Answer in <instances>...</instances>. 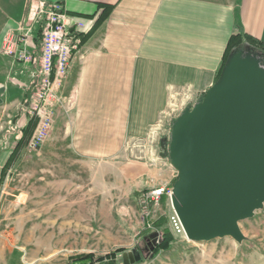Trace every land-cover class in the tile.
I'll return each mask as SVG.
<instances>
[{
    "label": "crops",
    "instance_id": "0c3cea01",
    "mask_svg": "<svg viewBox=\"0 0 264 264\" xmlns=\"http://www.w3.org/2000/svg\"><path fill=\"white\" fill-rule=\"evenodd\" d=\"M39 1L61 2L72 26L85 34L102 5H113L72 56L60 94L75 103L56 108L49 135L63 125L71 150L88 162L116 158L128 140L144 137L172 95H185L187 104L190 93L199 98L218 86L229 69L250 60V53L260 56L244 44L223 67L232 34L247 33L264 42V0H0V114L12 115L10 131L18 132L0 134V178L29 119V104L22 99L28 95L31 101L40 78L38 25L30 33L33 62L20 61L3 47L19 37L30 7Z\"/></svg>",
    "mask_w": 264,
    "mask_h": 264
},
{
    "label": "rangeland",
    "instance_id": "374dc122",
    "mask_svg": "<svg viewBox=\"0 0 264 264\" xmlns=\"http://www.w3.org/2000/svg\"><path fill=\"white\" fill-rule=\"evenodd\" d=\"M252 52L261 54L250 53L251 64H239L237 74L242 81L250 75L264 81V53L253 47ZM207 94L190 93L187 104L185 95H172L144 137L128 140L123 153L103 162L75 155L60 124L37 150L27 142L0 184V249L5 250L0 264H70L74 256L117 249H124L118 264L138 254L141 260L131 264H264V201L236 221L237 234L195 241L176 231L172 196L150 199L154 189L164 187L173 195L181 183L176 132ZM241 98L237 92L234 103L245 106ZM13 120L0 114V134H12ZM162 217L167 221L156 231L153 223ZM165 229L174 236L172 248L153 257Z\"/></svg>",
    "mask_w": 264,
    "mask_h": 264
},
{
    "label": "water",
    "instance_id": "95a60500",
    "mask_svg": "<svg viewBox=\"0 0 264 264\" xmlns=\"http://www.w3.org/2000/svg\"><path fill=\"white\" fill-rule=\"evenodd\" d=\"M239 67L229 69L194 108L204 103L208 110L180 138L176 132L183 179L171 198L190 240L237 234L236 221L264 201V81L251 75L242 81ZM237 92L245 106L235 104ZM141 258L125 257V264Z\"/></svg>",
    "mask_w": 264,
    "mask_h": 264
},
{
    "label": "built area",
    "instance_id": "2783aa9c",
    "mask_svg": "<svg viewBox=\"0 0 264 264\" xmlns=\"http://www.w3.org/2000/svg\"><path fill=\"white\" fill-rule=\"evenodd\" d=\"M28 12L27 25L21 27L19 37L12 43L6 44L4 52L16 57L24 63L33 62L34 54L30 46V33L33 25H41V55L39 60L40 78L33 92L30 104L25 111L29 119H34L36 126L28 146L37 150L48 139L54 124L57 107L71 108L75 101L71 97L60 94V90L69 70L72 56L81 44L80 32L73 27L67 10L61 2L47 3L39 1L33 4ZM79 27L83 23L77 24ZM73 28V30H71ZM165 193L172 196V191L164 187L154 189L150 199L158 201ZM173 217L178 233L185 232L178 217Z\"/></svg>",
    "mask_w": 264,
    "mask_h": 264
},
{
    "label": "trees",
    "instance_id": "16d2710c",
    "mask_svg": "<svg viewBox=\"0 0 264 264\" xmlns=\"http://www.w3.org/2000/svg\"><path fill=\"white\" fill-rule=\"evenodd\" d=\"M102 7H103L102 12L99 14V16H97V20L94 24L93 29L88 31L86 34L85 33L80 34L79 37H81V43L84 42L85 39L90 34H92L93 30H95L102 22H104L108 16H110L113 5H104V6L102 5ZM41 24L42 23L38 25L39 30L37 34H39V36L35 37V41L38 46H41V33H40L42 30ZM246 43L252 46L253 48L257 49L258 51H261L264 53V42H262L260 39L254 38L252 35L247 34V33L232 34L228 40V43L225 49L224 58H223V67L225 63L227 62V60L229 59V56H231V54L234 51H236L239 47H241L242 45ZM221 70L219 71L218 76L215 78L216 80L219 77ZM30 94H32V91ZM22 100L25 103L30 104L28 95H26ZM35 126H36V123L34 119H28L26 124L23 125L21 129V135L19 138H17V142L15 144L14 150L12 151V154L9 157L7 164L4 165L5 167L3 171L1 172L0 184L3 183L2 181H3V178L5 177V173L7 172V169L17 159L20 153L19 151L24 149V147L27 145V142L29 140L28 138H30L32 132L35 129ZM135 194H138V193L135 192ZM166 221L167 220L165 217L160 218L158 222L156 221L155 223H153V225L156 227L155 228L153 226L154 229L158 231L162 226H164ZM173 237L174 236L172 235L171 231L169 229H165L164 237H162V239L160 240V242L158 243L154 251H152L153 257L156 256V254H158V252L160 251L170 250L172 248V243L175 240ZM123 251L124 249H117L116 251L110 252L108 254L106 253V255H95L93 253L78 255V256L72 257L71 259L72 263L70 264H118V255L119 253Z\"/></svg>",
    "mask_w": 264,
    "mask_h": 264
},
{
    "label": "bare ground",
    "instance_id": "6f19581e",
    "mask_svg": "<svg viewBox=\"0 0 264 264\" xmlns=\"http://www.w3.org/2000/svg\"><path fill=\"white\" fill-rule=\"evenodd\" d=\"M208 108L206 107V105L203 103L201 105L198 106V108L194 109L192 112H190V114H188V116L186 118H184V122H182V125L180 126L178 133L179 138L182 136V131H184L186 125L188 123H190L191 121H193V119H197L199 118V116L205 111H207ZM180 153V150H179ZM185 178V177H184ZM186 179V178H185ZM174 206L176 205V198L172 199Z\"/></svg>",
    "mask_w": 264,
    "mask_h": 264
}]
</instances>
